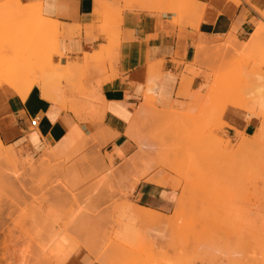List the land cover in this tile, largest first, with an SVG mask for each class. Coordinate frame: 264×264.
I'll return each instance as SVG.
<instances>
[{"label": "rangeland", "instance_id": "374dc122", "mask_svg": "<svg viewBox=\"0 0 264 264\" xmlns=\"http://www.w3.org/2000/svg\"><path fill=\"white\" fill-rule=\"evenodd\" d=\"M16 1L0 0V6L1 3H5L11 7ZM124 1L126 3L127 0ZM136 1L147 3L149 0H128L127 3L131 5ZM160 1L153 2L160 5L165 0ZM178 7L177 5L170 10L178 11ZM114 12L117 13V10ZM118 12L119 14L115 16L108 12L104 24L102 23L103 25L106 23L104 28L112 20H119L120 10ZM108 18L110 21L107 23ZM33 20L34 15L22 19L7 17L3 22L13 26H25ZM116 35L108 36L109 40H113ZM250 36L251 34L246 35L239 40L229 34L224 38H214L198 45L195 56L197 59L193 60V64L202 70L198 72L202 76L199 88L192 90L190 86L181 101L175 100L168 107H158L150 98L153 115L163 118L161 122L151 117L135 123L138 134H146L148 140L158 142V145L154 143L156 146L154 150L151 148L145 152L143 161L131 164L129 157H119L115 160L112 154L105 152L107 142L100 140L101 134L93 133L84 136L67 154L60 156L55 153L57 159L51 162V168L31 177L25 171V158L37 161L42 152L50 147L44 143L39 148L31 147L27 143L19 145L3 143L5 149L15 150L16 154L11 157V163L13 169L18 172L16 177L11 174L12 177H6L7 180L0 178V264H89L102 257L114 258L116 254H122L124 257L128 254L133 259H137L135 256L138 259L142 257L141 260L144 258L145 261L152 259L153 264H264V258L259 254L260 241L254 240L253 232L246 230L244 223L247 221L238 210L240 206L235 188L242 180V168L235 162L222 165L210 159L208 154L211 150L209 142L214 140L227 144L228 150L239 151L241 137L238 132L235 136H230L226 132V126L220 127L219 119L208 114L215 106L213 99H207L203 106H197L193 119L187 118L184 124L179 121L176 124L169 122L171 125L164 123L171 114L187 113L191 106H196L192 98L195 92L199 91L205 96L208 88L233 77L235 80L236 75H240L245 69L264 72V64L257 60L258 56L250 58L246 65L237 64L238 59L231 55L221 59L216 57L217 51L231 37L245 46L244 43L248 42ZM42 38L40 35L41 44L28 45V48L20 46L17 50L11 48L8 41H2L3 37L0 35V64L4 68H9L22 63L21 53L28 55L27 53L38 52L32 67L35 74L41 75L42 84H37L40 86L42 97L47 98L43 95L42 89L49 94L58 93L65 105L61 107L62 109L74 112L73 114L81 121L93 122L97 107L88 103L95 101L93 98L97 95L95 88L102 85L94 76L103 74L104 80L113 77L117 60L114 49L118 45L112 42L109 46L102 47L99 54L97 53L98 55L89 63L83 56L84 58L79 61H70L67 58V62L61 64L60 61L55 62L56 56L58 58L63 56L58 49L56 36ZM205 74L210 75L208 78L210 81L203 76ZM37 84L35 86H38ZM209 84L210 86H207ZM65 97L68 102L76 104L67 106ZM258 121L260 122L259 119ZM137 123H140L138 129ZM247 149L251 155L264 154V141L250 145ZM11 163L0 159V168L4 169ZM145 170L146 175H140ZM159 176L165 179L167 177L166 180L173 186L160 187L171 193V201L167 207L154 210L165 217L174 218H171L172 222L167 226L156 228L150 225L154 226L151 228L142 221L138 223L140 220L130 218L128 209L149 206L148 203L133 196L135 181L144 178L148 182L150 178ZM196 176L199 180L201 176L206 179L202 178L199 182ZM208 177L211 179L207 180ZM178 197H184V201L186 200L184 203L186 206L184 205L180 211L182 213L175 209ZM238 213L240 219L237 217ZM180 214L181 216L177 217ZM183 226L185 227L182 228ZM149 228L156 230L149 233ZM165 229H170L169 233ZM154 233L158 234V237L165 234L164 238L173 236L174 239L169 237L166 239L167 242ZM162 233L163 235H159ZM148 234L155 238L149 239ZM152 239L156 240V243L153 241L154 247L153 243H149ZM252 252L254 254H251ZM3 253L5 259L2 258ZM149 254L151 255L148 257ZM255 256L257 258H254Z\"/></svg>", "mask_w": 264, "mask_h": 264}, {"label": "crops", "instance_id": "0c3cea01", "mask_svg": "<svg viewBox=\"0 0 264 264\" xmlns=\"http://www.w3.org/2000/svg\"><path fill=\"white\" fill-rule=\"evenodd\" d=\"M19 1L23 5H35L43 17L58 23V49L63 56H56L55 62L65 64L67 58L79 61L112 42L118 45L114 49L117 60L113 77L104 80L103 74L94 76L102 85L95 88V101L88 103L97 107L93 122L81 121L74 112L48 102L38 84L26 100L0 91L2 143H27L35 148L44 143L60 156L93 133L101 134L100 140L107 142L105 152L115 160L120 157L116 148L123 157L131 156L137 144L128 137L127 131L134 125L146 96L158 107L181 101L190 86L196 90L202 84L198 73L201 67L193 64L198 45L229 34L240 40L251 34L260 22L264 23V0H193L198 5L194 4L195 8H199L196 11L191 0V6H182L181 0L177 4L176 0H165L160 5L149 0L132 3L133 6L126 5L124 0ZM177 5L178 11L170 10ZM108 8L120 10V16L104 28L102 23L108 16ZM184 8L191 9L190 13ZM112 35L116 36L109 40L108 36ZM65 100L67 106L76 104L68 102L66 97ZM35 116H39V125L33 128L30 122ZM258 119L233 107H228L222 115L230 136L236 132L248 137L254 135L260 124ZM34 132L41 138L30 143L28 138ZM133 196L148 203L153 210L167 207L171 201L170 192L144 178L135 185Z\"/></svg>", "mask_w": 264, "mask_h": 264}, {"label": "bare ground", "instance_id": "6f19581e", "mask_svg": "<svg viewBox=\"0 0 264 264\" xmlns=\"http://www.w3.org/2000/svg\"><path fill=\"white\" fill-rule=\"evenodd\" d=\"M14 1H16V0H14ZM127 1H126V5H128ZM155 1H157V0H155ZM158 1L161 2L160 0H158ZM172 1L175 2V0H171V2ZM181 1H182V6H185V5L189 6L190 4L192 5V3L194 2L193 0H191L192 3H190L191 2L190 0H181ZM177 2H178V0H176L175 3L177 4ZM136 3H137V1H136ZM8 4H9V2H8ZM8 4L1 3V6H0V33H1L0 35L3 37L2 41L3 40L8 41L11 48L17 49V47H20V46H24V47L27 46V48H28L29 47L28 45H34V44H38V43L41 44L42 40L39 41L40 35L43 37L42 39L46 38L49 35H55L56 39L58 41V35H59L58 23L53 21V20H50V19L43 17L40 10L38 9V7H36L35 5H23L19 0H17L16 3L14 2V5H12L11 7H8L9 6ZM194 4L196 5V7H198L197 3L195 2L192 5L193 9L195 8ZM123 7H124V4H123ZM193 9H192V11H194ZM197 9H199V8H195V11ZM109 10L110 9H108L107 12L111 13L110 15H112V16H115L117 13L119 14L118 10H117V13L114 12L116 9H114V11L112 9L110 11ZM185 10L190 13L191 9H188V10L185 9ZM185 10H183V11H185ZM113 12H114V15L112 14ZM193 13H195V12H193ZM32 15L35 16V20H33V22H30L29 24H27L25 26L24 25L13 26V25H8L7 24L8 22H3L4 19L6 20L7 17H9L10 19H15V18H18V19L21 18L22 19L25 17H32ZM108 21H110L109 18L107 19L106 22L108 23ZM103 24H102V27H104L106 25V23H105V25H103ZM35 34H36V36H35ZM244 44H246V45L245 46L241 45L240 43H238V41L235 38L231 37L229 40L226 41L224 46L220 50L217 51V53H216L217 56L216 55L215 56L217 57V59H221L227 55H231V57H233V58L235 57L238 59L239 62H236V63L239 65H242L244 63L246 65V62L250 58L253 59L254 57L258 56L260 60L259 59H257V60L260 63L264 64V23H260L257 26V28L254 29V31L251 33L250 38L248 39V42L244 43ZM3 46H5V45H3ZM221 46H222V44H221ZM97 53L98 52H95L91 55L86 54L85 55L86 62L89 63V62L93 61L94 57H96L99 54V53L98 54ZM108 53H110V51H108ZM21 54H22L20 56L22 59L21 64H17L15 66H12L9 68L8 67L4 68L3 65L0 64V89H3L4 91H8V92H13L15 95L20 96L22 98V100H26L28 97V96H26V93L30 89H32L35 86V84H37V83L42 84V78H41L40 74H35V69L32 67V63L34 62L36 56L38 55V52L34 53V54L27 53L28 55H25L23 53H21ZM24 59H25V61H24ZM194 59H197V57H194ZM218 62H221V61H218ZM258 66H260V65H258ZM254 68H256V67L254 66ZM213 70H214V68H213ZM245 70L242 73H240V75H236L235 80L233 79L234 78L233 77L232 79L227 80L224 83H222V82H218L216 84L213 83L214 85L212 87L208 88V93H207V95L205 94V96L202 95L199 91L195 92L194 94H192V98H193V101L195 102L196 106H193V107L191 106V108L188 109L189 111H187V113L171 114L169 117L167 116L168 118L166 120L164 119L165 120L164 123L167 124L170 122L171 124L172 123L176 124L177 121L183 123L187 118L193 119L192 116L196 112L197 106H200V105L203 106L207 99H209V100L213 99L215 101L214 108L213 109L211 108L212 110L208 114L212 115V118L215 117V118L219 119L220 127L226 126L225 123L222 122L221 116L228 107H233L236 109L245 110L246 112H248L249 116H256L257 118H259L260 124H259L254 135L248 137V136L244 135L243 133H238L239 137H241V139L239 140V148H240L239 151L228 150L227 144H225L221 141H215V140L211 141V139H209V141H211V142H209L211 150L209 151L208 154L210 156V159H212L214 161L216 160L218 163H221L222 165L223 164L230 165V164H232V162H235L238 167L242 168V176H241L242 180L239 181V185L237 186V188H235L236 194H237V199L239 200L238 203L240 206V208L238 210H240V214L242 215L244 220L247 221V223H244L245 225L244 224H242V225L245 226L246 230L253 232L254 240L259 239V241H260L259 242L260 245L258 244L259 254H260V256H262V258H264V242H262V241H264V154L251 155L250 151L247 149V147H249L250 145L264 141V72L260 73L259 71H257L258 72L257 73V72H255V70H252V69L249 71H245ZM29 76H31L32 78L30 79ZM203 76H205L207 79L210 77L209 74H205ZM211 77H212V75H211ZM205 82H206V80H205ZM206 83H208V82H206ZM207 86H210V84ZM202 88H203V86H202ZM12 89H14L15 91H13ZM42 92H43V95L47 97L46 100L48 102H50L52 104H58L61 107L65 106L63 99H62L60 94H58V93L57 94L56 93L55 94H49L45 89L44 90L42 89ZM150 98L151 97L146 96L144 104L141 105V107L138 110V113L136 115V119H134V125L127 131L128 137L130 139L134 140L137 144V150L131 156H129V162L131 164H134V163L136 164L140 161H143L145 158V155H146L145 152H147L151 148H153V150H154L156 147L155 145L158 143V142H152L153 140H151V139L150 140L152 143H150V140H148L149 137H147L146 134H145L146 136L143 135V133L138 134V130L135 129V123L137 121L144 120V118H151L152 117L153 119H157V120L159 119L158 121H160L161 118H163L162 116L160 118L157 115H153L154 110H153V108H151L152 105L150 102ZM168 127L170 128L169 125H168ZM191 129H192V127H191ZM183 130H185V129H183ZM168 131H166V132H168ZM188 132H190V131H188ZM40 138H39L38 133L34 132L29 136L28 139H29L30 143H36ZM154 143H155V145H154ZM168 143L169 142H167V144ZM173 143L174 142H172V144ZM171 150H172V148H171ZM115 151H116L118 156L123 157V155H122L123 153L119 149L116 148ZM13 154H16L15 150L13 148L5 149L3 147V143L0 139V159L5 161L6 163H8V162L11 163V157L13 156ZM185 154H187V153H185ZM175 155H176V153H175ZM175 155H172V156H175ZM56 157H57V155L55 154V152L51 148L47 147V149H45L42 152V154L39 156L37 161L36 160L32 161L31 158H29V157L25 158L24 166L26 167L25 168L26 174L28 176L34 177L35 175H39L45 171H48V169H50L52 166L51 162L54 161ZM176 157L178 158L177 155H176ZM162 158H163V156H162ZM166 159H168V158H166ZM169 160H171V158ZM161 161H163V160H161ZM184 161L186 163V160H184ZM12 162H13V160H12ZM175 162H176V160H175ZM165 163H163V164H165ZM156 166H157V164H156ZM5 168L4 169L0 168V178L2 180H7L6 177H9V176L12 177V175H13V177H16V174L18 171L13 169L12 163L7 165V167H5ZM181 169H178V170H181ZM146 171L147 170L142 171L140 173V175H144V174L146 175V173H145ZM184 171H186V170H184ZM163 176H164V174H163ZM203 176L205 177V175H203ZM204 177L201 176L200 180L202 178H203V180H205L206 178L204 179ZM196 178H198V177L196 176ZM166 179H167V177H166ZM166 179L164 177L159 176V177L150 178V181H151V183H153L154 185L159 186V187H170V188L173 187ZM210 179H211V177L207 180H210ZM198 180H199V178H198ZM200 180H199V182H200ZM203 180H202V182H204ZM139 181L140 180H138L137 182L135 181L134 185H136ZM150 181H148V182H150ZM171 182H172V180H171ZM184 199H185L184 197H178V200L176 202L175 209L179 213H182L180 211L182 210V208H184L183 207L184 205L186 206V204H184L186 202V200L184 201ZM216 199L218 200V198H216ZM220 199L221 198H219V201H220ZM128 212L130 214V216H129L130 218H133L134 220L135 219L140 220L138 223H141V221H142V223L146 224V226L148 225V227H149L150 225H154L156 228H157V226L158 227L159 226H167L168 224H170L172 222L171 218L173 217V216L171 218L165 217L162 214H160L159 212H157L156 210H153V209H150L147 207H142V206L137 207V208L136 207L135 208H129ZM176 215H177V212H176ZM238 215H239V213H238ZM179 216H181V214L178 215L177 217H179ZM237 217H239V219H240V215ZM239 222H242V221L239 220ZM178 225H179V223H178ZM154 226H150V227L154 228ZM184 227L185 226H183L182 228H184ZM170 229H172V228H170ZM151 230H156V229H150L149 233L151 232ZM165 230H168V229H165ZM169 230H168V232L167 231L166 232L169 233ZM152 232H155V231H152ZM177 232H179V231L177 230L176 233ZM148 235H149V239L155 238V237L151 236L150 234H148ZM159 235H163V233L159 234ZM164 235H163V237H158V236L157 237L163 238L165 240L170 237V236H168L166 238V236H165V238H164ZM172 238H173V236L170 237V239H172ZM136 239H137V237H136ZM136 239H134V240H136ZM60 240H62V239H60ZM60 240H58L57 242L59 243ZM154 240L155 239H152L151 242L149 240V243H153ZM155 243H156V240H155ZM144 245H146V244H144ZM152 246L154 247V243ZM254 246H255L254 248L257 247L256 244H254ZM141 247H142V245H141ZM139 251H141V250H139ZM251 254H254V253L252 252ZM259 254H257V255H259ZM127 255H125L126 257H124L122 254H116L114 256V258L111 256L102 257V258L96 260L95 262L100 263V264H103V263L104 264H153L152 259H151V261H149V260L145 261L144 258H143V260H141L142 257H139L140 259H138L137 256H135V257L133 256L134 258H137V259H133L132 257L130 258L129 255H128L129 257H127ZM150 255L151 254H149L147 256L149 257ZM154 255H155V253H154ZM2 258L5 259V253L2 254ZM254 258H257V256H255ZM158 262H160V260H158ZM161 264H163V263H161Z\"/></svg>", "mask_w": 264, "mask_h": 264}, {"label": "built area", "instance_id": "2783aa9c", "mask_svg": "<svg viewBox=\"0 0 264 264\" xmlns=\"http://www.w3.org/2000/svg\"><path fill=\"white\" fill-rule=\"evenodd\" d=\"M31 127L35 128L39 125V116H35L31 122H30Z\"/></svg>", "mask_w": 264, "mask_h": 264}]
</instances>
